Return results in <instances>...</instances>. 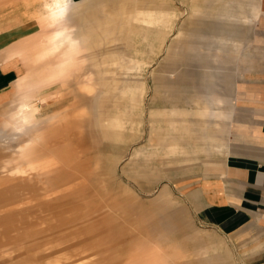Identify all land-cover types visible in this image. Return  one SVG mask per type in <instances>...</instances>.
<instances>
[{"label":"rangeland","instance_id":"obj_1","mask_svg":"<svg viewBox=\"0 0 264 264\" xmlns=\"http://www.w3.org/2000/svg\"><path fill=\"white\" fill-rule=\"evenodd\" d=\"M48 1L50 0H41L40 4L37 0H1L0 27L15 18L21 19L24 24H29L36 20L37 17L34 16L47 15L48 18L45 20L47 21L56 13V5L58 3L63 5V0L44 5ZM91 1L93 2L89 10L100 15L102 19L99 20V24L104 19L103 10L117 3L111 1L103 5H94L95 0ZM262 1L247 0L248 4L242 6L236 3L228 6L212 0H173V5L181 14L169 43L180 33L182 22L189 19L196 8L201 12L197 28L207 33L218 31L225 25L230 28L231 33L233 29L253 28L250 32L252 48L249 49L250 55L245 57V63L238 64V60L233 58L230 59L229 70L227 69L229 72L235 70L237 80L240 82L250 68L260 66V53L256 50L255 42L259 30L255 22L261 14ZM75 3L76 0H69V5ZM41 6H45V9L39 14L40 12L36 11ZM224 10L232 11L237 18L227 24L219 22L218 16ZM239 13H246V16L248 14L249 21L246 28L240 26L242 20L238 19ZM75 23L71 21L69 25L73 27ZM3 35L5 34L0 29V36ZM193 44L198 46L197 43ZM223 46L215 43H200L198 48L202 54L210 51L230 53ZM234 51L239 52L237 48H234ZM129 53V50L115 51L111 55L116 58ZM164 56V52L157 56L144 74L151 87L153 83L149 72L157 69ZM12 61L21 67L19 78L13 84L10 93L2 99L0 108L17 103L20 98L17 82L25 78L29 71L21 57L7 59V49H1L0 64ZM104 71L103 67L87 65L74 73L66 83L57 84V87L49 86L39 93L35 115L42 122L33 129V132L27 130L23 135L27 137L26 134H30L29 137L39 139L41 144L37 143L34 146L26 140L28 137L18 142H7L6 145L3 144V139L0 140V264H115L117 254L123 248L146 257L152 252L155 261L162 263L206 264V259L195 254L198 248L210 251V256L216 264H238L239 252L229 240L213 229L200 226L181 199L180 194L186 189L189 179L206 177L202 170L200 171L199 163L196 164L194 173H186L195 164L191 163L193 160L191 157L200 160L201 156L181 155L172 152L169 146L175 136L172 132L174 131L172 122L176 120L180 122L177 125H183L186 130V133L178 138L185 151L190 148L187 145L189 141L195 140L194 136L197 132L204 130L205 135L212 133L213 126L217 123L208 118L209 114L204 115L202 119L195 117L196 111L210 113L213 110L218 111L219 108L222 118L226 117L223 109L228 112L229 108L231 110L233 107V103H229L227 100L229 98L221 102L214 99L216 96L221 97L222 91L225 93L228 91L231 99L234 98L236 85L233 88L219 85L215 88L213 99L209 97L211 95L209 91H204L202 95L206 98L196 101L189 100L190 91L182 87L164 92L166 94L164 98L159 97L153 101V90H150L143 99L142 107L124 108L125 129L129 130L126 132L130 133L138 129V139L128 145L106 146L104 142L94 138L93 131L98 126L94 118V108L101 106V102L90 98L89 95L93 94H88L85 89L87 86H92L94 95H100L106 89L101 82ZM153 110L155 115L158 114L157 111H165L169 117H152ZM176 110L184 113L183 117L171 119ZM58 113H64L63 121L60 118V121H56ZM101 114L102 118L112 117L111 114L109 116L107 113ZM228 126L227 122L220 123L221 141H226L224 137L228 135ZM160 129L163 132H160ZM167 129L171 132L164 133ZM190 131L194 132L190 133ZM229 143L228 138V146ZM222 145L221 158L218 157L216 160L220 159L223 162L228 156V148L224 153L225 144ZM4 146L8 147L4 148ZM22 149L25 150L20 156ZM26 154L29 155L28 158ZM32 157L37 160L35 169L24 170L26 160ZM205 157H209L208 154ZM211 157L210 155L209 158ZM118 159L116 169L111 172L112 183L99 181L96 178L98 175L94 174H102V167L109 160ZM166 185L172 190L168 191L166 204H162L167 209L162 224L169 231L162 229L163 234H159V231H153L151 228L152 242H145L146 239L135 231L126 236L120 234L119 239L115 234L107 235V231L116 228L117 220L109 218L111 214L119 215L129 221L137 220L141 215L159 214L152 209L140 212L123 196H110L116 195L117 188L128 191L136 203L150 204ZM115 205L119 207L114 208L115 212H113L111 207ZM174 230L180 233L174 234ZM128 238L130 243L123 245ZM108 241L110 244H106ZM102 243H105L104 247Z\"/></svg>","mask_w":264,"mask_h":264},{"label":"crops","instance_id":"obj_2","mask_svg":"<svg viewBox=\"0 0 264 264\" xmlns=\"http://www.w3.org/2000/svg\"><path fill=\"white\" fill-rule=\"evenodd\" d=\"M111 1L117 3L113 7L103 10L104 19L101 24H99V20L102 19L100 15L89 10L93 1L76 0L75 4L69 5V0H63V5L59 3L56 5V23L51 27L44 24L48 18L47 15H33L37 18L29 24H24L21 19L15 18L0 27L5 34L0 36V50L7 49V59L21 57L29 70L26 77L17 82L20 93L17 103L0 108V140L1 138H21L23 140L27 138L23 134L14 133L11 129L12 125L18 121L17 117H14L17 116L18 108L25 105L26 109H23V115L31 120L30 123L25 124L23 133L27 130L33 131L32 129L42 122L34 113L39 93L49 86L56 85L57 87V84L66 83L74 73L79 72L87 65L105 68L101 82L106 89L100 95H94L92 86H87L85 89L88 94H93L89 95L90 98L101 102V108L100 106L94 108V118L98 126L93 131L94 138L104 142L106 146L128 145L138 139V129L130 133L126 132L129 130L125 129L123 109L128 106L142 107L143 99L150 90H153V101L159 97L164 98L166 95L164 92L182 87L190 91L189 100L196 101L206 98L205 95H202L204 91H209L211 93L209 97L213 99L215 88L219 85H226L228 88H233L236 85L234 98L231 99L228 91L226 93L222 91V96H216L214 99L221 102L225 98H229L227 99L229 103H233V107L231 110L229 108L228 112L223 109V114L226 117L222 118L219 108L218 111L213 110L210 113L200 112V110H197L196 114L194 113L195 117L200 119L209 114L208 118L217 123L216 126H213L212 133L207 131L209 134L205 135L203 129L200 133L197 132V135L194 136L195 140L189 141L187 145L190 148L185 151L178 138L186 133V130L183 125H177L180 122L178 123L176 120L172 122V130H174L172 132L175 136L169 146H171L172 152H178L181 155L201 156L200 160L191 157L193 159L191 163L195 164L186 173H194L196 164L199 163L200 171L202 170L206 177L189 179L190 182L187 183L186 189L180 194L186 209L191 212L198 224L213 229L226 237L234 249L239 252L238 264H264V0L261 4V14L255 22L259 30L255 42L256 50L260 53V66L250 68V71L240 82L237 80L235 70L228 71L230 59L238 60V64L245 63V57L250 55L248 54L249 49L252 48L250 32L253 31V28L250 30L233 29L231 33L230 28L225 25L218 31L213 30L211 33H207L205 30L197 28L201 12L196 8L190 18L182 22L180 33L169 43L181 14L179 9L173 5V0H95L94 5H103L106 4L105 2ZM212 1H218L228 6L234 3L240 6L249 3L247 0H228V3L221 0ZM155 6L162 9L156 10ZM218 18L219 22L227 24L237 17L232 11L224 10ZM238 19L242 20L240 26L246 28L249 21L248 14L246 16V13H239ZM71 21L76 22L73 27L69 25ZM21 31L24 32L21 33ZM54 33H56V51L49 52L46 49L48 34ZM45 34H47L46 38ZM193 43H197L198 46ZM200 43H215L218 46L221 44L230 53H211L210 51L202 54L198 48ZM234 48H237L239 52L236 53ZM125 50H129L130 53L116 58L111 55L115 51ZM162 52L165 53V56L158 64L157 69L154 72H149L153 83L151 87L149 81L144 78V74ZM20 69L21 67L14 61L0 64V103L12 90L13 84L19 78ZM125 78L126 80H124ZM109 108L111 109L109 110ZM66 112L69 113V111ZM154 112V110L151 112L152 117H169L165 111H157V115ZM64 113L56 114V121H63ZM101 113H107V116L112 114V117L102 118ZM173 115L171 119H178L183 117L184 113L176 110ZM221 122H227L230 126H228V135L224 137L226 141H221ZM159 131L163 132L162 129ZM167 132L171 131L167 129L164 133ZM192 132L194 131H190V133ZM228 138L230 146H228ZM206 140H210V142L207 143ZM163 144L166 146L165 143ZM222 144H225L224 153L228 148V156L223 162L220 159L216 160L218 157L221 158ZM23 153L21 152L20 156ZM206 154L212 157H205ZM28 157L29 155L26 154V158ZM118 163L119 159L109 160L102 167L103 173L94 175H98L96 178L99 181L103 180L104 183L111 184L113 181L111 172L116 169ZM170 189L171 187L166 185L153 202L139 204L133 201L124 188H117L116 195L110 196H123L126 201L133 203V206L137 207L140 212L152 209L158 211L159 214L141 215L137 220L132 221L111 214L109 218L117 220L116 228L107 231V235L115 234L119 239L120 234L126 236L135 231L146 239L145 242H152L151 228L153 231L156 230L159 231V234H163L164 230L162 229L165 228L162 221L167 209L162 204H166ZM116 207L119 205L111 207V210L115 212L114 208ZM177 233L180 231L174 230V234ZM102 234L104 233L102 232ZM129 243L130 239L128 238L123 242V245ZM106 244H110V242L108 241ZM101 245L104 247L105 243ZM121 250L117 254L115 264H169L155 261L152 252H149L146 257L126 248ZM195 254L206 259V264H216L213 262V257L210 256V251L197 248Z\"/></svg>","mask_w":264,"mask_h":264},{"label":"bare ground","instance_id":"obj_3","mask_svg":"<svg viewBox=\"0 0 264 264\" xmlns=\"http://www.w3.org/2000/svg\"><path fill=\"white\" fill-rule=\"evenodd\" d=\"M38 1V3H40V1L41 0H37ZM88 2H90V1H88ZM224 2H226V3H228V0H225ZM53 3H56V0H50V1H48L46 4H44V5H50V4H53ZM41 4V3H40ZM43 4V3H42ZM155 8H157L156 10H159V9H162V8H160L159 6H155ZM43 9H45V6H41V9H39L37 12H40L39 14H41V13H43ZM61 11V10H60ZM52 13V12H51ZM67 14V13H66ZM227 14V13H226ZM60 15H62V14H60ZM225 16V15H224ZM172 17H174L173 15H172ZM129 18V17H128ZM122 20V19H121ZM133 20V19H132ZM54 21H56V13H54V14H52L51 15V18L50 19H48L47 21H45L44 22V24L46 25V26H48V27H51L53 24H54ZM111 21V20H110ZM120 21V20H119ZM131 21V20H130ZM126 23H128V22H126ZM133 23V22H132ZM37 25V23L35 24V26ZM131 26V25H130ZM133 26V25H132ZM123 27V26H122ZM161 27V26H160ZM92 28V27H91ZM133 28V27H132ZM84 29V28H83ZM95 29V28H94ZM108 29V28H107ZM123 29V28H122ZM92 30H93V28H92ZM109 30V29H108ZM121 30V29H120ZM136 30V29H135ZM130 31H132V30H130ZM161 31V30H160ZM45 33H46V31H44ZM82 32V31H81ZM80 32V33H81ZM109 32V31H108ZM135 33H136V31H134ZM140 32H141V30H140ZM165 32V31H164ZM79 33V32H78ZM115 33V32H114ZM113 33V34H114ZM160 33V32H159ZM158 33V34H159ZM120 34V33H119ZM130 34V33H129ZM128 34V35H129ZM149 34V33H148ZM46 35L47 34H45V38H46ZM49 35V39H48V42H47V44H48V47L46 48L49 52H53V51H56V33H54V34H48ZM140 35V34H139ZM142 36V35H141ZM165 36V35H164ZM123 37V36H122ZM137 37H139V36H137ZM81 38V37H80ZM161 38V37H160ZM91 39V38H90ZM108 39V38H107ZM158 40H159V38H158ZM157 40V41H158ZM113 42V41H112ZM128 42V41H127ZM131 42H133V41H131ZM130 42V43H131ZM96 43V42H95ZM137 43V42H136ZM160 43H161V41H160ZM46 45V44H45ZM89 45V44H88ZM91 45V44H90ZM93 45V44H92ZM94 47V46H93ZM153 48V47H152ZM48 53V52H47ZM49 54V53H48ZM151 54H153V53H151ZM150 57H153V56H151L150 55ZM175 59H177V58H175ZM175 59H173V60H175ZM171 61V60H170ZM178 61V60H177ZM71 62V61H70ZM174 63V62H173ZM177 63V62H176ZM180 64V63H179ZM185 66V65H184ZM71 67L73 68V65H71ZM111 70V69H110ZM113 71V70H112ZM43 74V73H42ZM58 75V74H57ZM185 76V75H184ZM139 78H140V76H139ZM124 80H126V78L124 79ZM132 80V79H131ZM135 80V79H134ZM140 80V79H139ZM155 81V80H154ZM183 81H184V79H183ZM179 84H181V83H179ZM183 84V83H182ZM160 87H162V86H160ZM175 87V86H174ZM161 89V88H160ZM36 93V92H35ZM110 98V97H109ZM157 98V97H156ZM33 100V99H32ZM105 100V99H104ZM107 100V99H106ZM111 100V99H110ZM123 100V99H122ZM114 101V100H113ZM33 102V101H32ZM118 102V101H117ZM108 103V102H107ZM106 104V103H105ZM28 105V104H27ZM34 106V105H33ZM113 106H114V104H113ZM18 107V106H17ZM107 107H108V105H107ZM110 107H112V106H110ZM131 107V106H130ZM25 108V105L24 106H20L19 108H18V113H17V116H14V117H17V123H14L13 125H12V127H11V129H12V131L14 132V133H16V134H18V135H21V134H23V131H24V127H25V124L26 123H30L31 122V120H29L28 119V117L26 116V115H23L24 114V111H23V109ZM100 108H101V106H100ZM118 108V107H117ZM119 108H121V107H119ZM123 108V107H122ZM26 109V108H25ZM30 109V108H29ZM105 110H106V108H105ZM113 110V109H112ZM124 110V109H123ZM16 111V112H17ZM127 111H128V108H127ZM30 112V111H29ZM129 112V111H128ZM14 113V112H13ZM35 113V112H34ZM114 113V112H113ZM135 113V112H134ZM30 114V113H29ZM34 115V114H33ZM112 115V114H111ZM123 115V114H122ZM129 115V114H128ZM32 116V115H31ZM13 117V118H14ZM32 118V117H31ZM12 119V118H11ZM175 119V118H174ZM177 119V118H176ZM99 120V119H98ZM111 120H113V119H111ZM115 120V119H114ZM104 121V120H103ZM102 121V122H103ZM106 122V121H105ZM177 123V122H176ZM179 123V122H178ZM109 124V123H108ZM111 125V124H110ZM109 126V125H108ZM112 127V126H111ZM114 127V126H113ZM101 128V127H100ZM32 129V128H31ZM43 129V128H42ZM33 130V129H32ZM101 131V130H100ZM33 132V131H32ZM25 134V133H24ZM3 135H4V133H3ZM27 135V139L26 140H29L30 142H31V144H37V143H39V144H41V142H40V140L39 139H37L36 140V138H34V137H29L28 135H30V134H26ZM1 139H3L4 141H3V144L4 145H6V143L7 142H10V141H14V142H18V141H20V139L21 138H12V139H8V138H1ZM22 141V140H21ZM2 144V145H3ZM16 144V143H15ZM16 145H18V144H16ZM35 146V145H34ZM8 147V146H7ZM6 146H4V148H7ZM13 147V146H12ZM25 149H22L21 150V152H23ZM37 163V160L35 159V158H29V159H27L26 160V162H25V165H26V169H24V170H26V171H29V170H31V169H35L34 167H35V164Z\"/></svg>","mask_w":264,"mask_h":264}]
</instances>
